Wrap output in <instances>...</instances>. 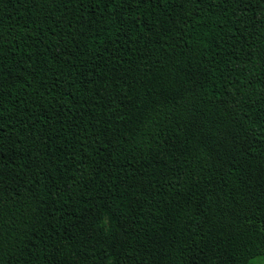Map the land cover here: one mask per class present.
Segmentation results:
<instances>
[{"label": "trees", "instance_id": "obj_1", "mask_svg": "<svg viewBox=\"0 0 264 264\" xmlns=\"http://www.w3.org/2000/svg\"><path fill=\"white\" fill-rule=\"evenodd\" d=\"M264 257V0H0V264Z\"/></svg>", "mask_w": 264, "mask_h": 264}, {"label": "rangeland", "instance_id": "obj_2", "mask_svg": "<svg viewBox=\"0 0 264 264\" xmlns=\"http://www.w3.org/2000/svg\"><path fill=\"white\" fill-rule=\"evenodd\" d=\"M255 264H264V257H258L254 260Z\"/></svg>", "mask_w": 264, "mask_h": 264}, {"label": "snow or ice", "instance_id": "obj_3", "mask_svg": "<svg viewBox=\"0 0 264 264\" xmlns=\"http://www.w3.org/2000/svg\"><path fill=\"white\" fill-rule=\"evenodd\" d=\"M197 2H199V0H197Z\"/></svg>", "mask_w": 264, "mask_h": 264}]
</instances>
